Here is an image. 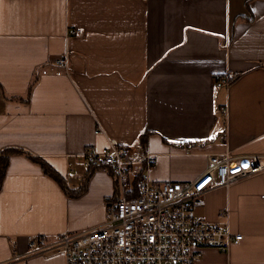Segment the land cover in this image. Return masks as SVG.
<instances>
[{
	"label": "crops",
	"instance_id": "1",
	"mask_svg": "<svg viewBox=\"0 0 264 264\" xmlns=\"http://www.w3.org/2000/svg\"><path fill=\"white\" fill-rule=\"evenodd\" d=\"M112 145L132 162L149 155L154 183L196 179L209 154L264 157V0H0V155L26 151L62 179L9 156L0 264H64L31 253L28 237L104 221L112 173L80 155ZM202 199L197 216L243 238L226 252L202 248L195 264H264V172Z\"/></svg>",
	"mask_w": 264,
	"mask_h": 264
},
{
	"label": "built area",
	"instance_id": "2",
	"mask_svg": "<svg viewBox=\"0 0 264 264\" xmlns=\"http://www.w3.org/2000/svg\"><path fill=\"white\" fill-rule=\"evenodd\" d=\"M78 33L72 29L68 34ZM54 62L65 65L67 58L62 55ZM229 83L225 76L215 86ZM129 155L123 145L86 148L80 155L84 167L110 168L117 188V196L106 205L104 221L50 241L29 236V251L61 254L64 264H195L202 248L226 252L242 240L241 234L197 216L195 208L204 205L205 192L264 172V157L209 154L206 169L196 179L154 183L148 177L152 158L144 154L132 162Z\"/></svg>",
	"mask_w": 264,
	"mask_h": 264
},
{
	"label": "trees",
	"instance_id": "3",
	"mask_svg": "<svg viewBox=\"0 0 264 264\" xmlns=\"http://www.w3.org/2000/svg\"><path fill=\"white\" fill-rule=\"evenodd\" d=\"M240 76V74H235L234 76H231V78H229V82H233L234 80H236L238 77ZM223 108H218L217 112L218 115L221 119H224V112H223ZM149 132H145L141 135V146H146V142H147V138H148ZM203 142H207V141H203ZM201 142V143H203ZM194 144H200L198 142L195 143H181L179 144V146L181 147H189L191 145ZM13 154H17V155H23L25 157H27L28 159H30L31 161H33L34 163H37L41 166L43 172L45 174H47L48 176H50L51 178H53L55 181H57L58 183H60L62 185V179L61 177L54 171L52 170L42 159L35 157L33 155H31L30 153L23 151V150H15V149H9V150H5L1 153L0 155V188L2 185V181L5 175V170L7 167V163H8V159L10 155ZM93 169H96V167H94ZM86 189V184L84 183L83 186H81V188L79 189V191L77 193H75L74 196H79L81 195ZM65 192L67 191L66 189H64Z\"/></svg>",
	"mask_w": 264,
	"mask_h": 264
},
{
	"label": "rangeland",
	"instance_id": "4",
	"mask_svg": "<svg viewBox=\"0 0 264 264\" xmlns=\"http://www.w3.org/2000/svg\"><path fill=\"white\" fill-rule=\"evenodd\" d=\"M136 166V165H135Z\"/></svg>",
	"mask_w": 264,
	"mask_h": 264
}]
</instances>
